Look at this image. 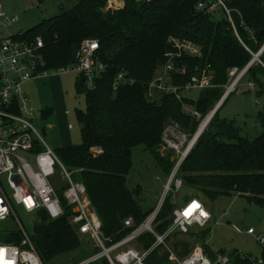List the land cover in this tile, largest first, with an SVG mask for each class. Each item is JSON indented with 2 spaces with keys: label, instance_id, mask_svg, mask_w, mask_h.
Wrapping results in <instances>:
<instances>
[{
  "label": "trees",
  "instance_id": "trees-1",
  "mask_svg": "<svg viewBox=\"0 0 264 264\" xmlns=\"http://www.w3.org/2000/svg\"><path fill=\"white\" fill-rule=\"evenodd\" d=\"M199 1L124 0L122 7L113 8L109 7V0H76L73 7L63 8L25 32L32 38H43L48 68L74 64L83 39L95 38L100 42L97 54L106 68L95 76L94 88L86 86L84 76L78 75L77 79V88L85 95L87 105L86 110L77 114L82 142L54 150L73 171L74 180L85 185L102 221V229L112 241L125 237L155 211H144L137 198L139 192L128 187L134 147L143 144L170 175L178 159L172 149L162 152L166 127L170 121L176 122L192 137L200 124V120L185 112L183 102L175 96L160 91L149 96L148 83L156 77L164 53L172 48L169 38L189 39L201 48L200 56H185L179 60L187 69L176 82H186L197 73L198 66L210 65L214 70V87L200 91L197 99H184V103L199 110L203 117L222 96L229 68H242L252 58L230 22L226 18L215 20L212 15L198 10ZM228 3L242 12L243 19L234 15L241 39L258 51L264 44V0H228ZM121 71L134 78L135 83L121 84L115 91L113 82ZM261 75L264 77V68L260 65L248 71V78L256 82L258 91L264 88ZM49 113L46 109L44 116ZM258 118L264 128V107ZM95 147L101 151L95 153ZM179 173L185 185L198 186L208 198L241 195L263 206L264 129L259 136L250 139L233 120L221 119L217 110L182 162ZM60 196L63 199V195ZM174 208L171 198L166 197L155 220L158 232L169 227ZM71 214L69 207L65 215L57 219L40 213L31 236L45 264L80 247L81 238L69 220ZM130 217L134 220L133 227L125 225ZM209 231L207 226L187 234L175 232V237L189 235L192 242L173 241V247L184 256L200 242L214 258L217 252L205 240ZM21 239L18 226L14 230H0V242L19 243ZM139 239L143 244L140 242L136 247L143 249L150 247L155 238L146 233ZM218 252L226 253L222 249ZM228 255L230 264H260L259 259L264 262V245L261 257L249 254L242 257L237 250ZM167 260L168 254L158 249L147 259L149 264H163ZM101 261L109 264L106 259Z\"/></svg>",
  "mask_w": 264,
  "mask_h": 264
},
{
  "label": "built area",
  "instance_id": "built-area-1",
  "mask_svg": "<svg viewBox=\"0 0 264 264\" xmlns=\"http://www.w3.org/2000/svg\"><path fill=\"white\" fill-rule=\"evenodd\" d=\"M109 7L118 8L117 2L109 0ZM197 9L210 15L218 9L222 10L252 58L244 67L233 66L228 70V81L224 84L222 96L214 108L203 117L199 110L184 103V99L190 97L194 91L200 92L214 87V71L207 65L186 82H176V78L186 73V65L179 63V60L185 56H200L201 48L189 39L173 36L169 38L172 48L164 53L160 71L148 83L149 96L153 97L155 91L175 96L183 102L185 112L200 120V124L182 158L177 160L169 175L164 196L155 211L125 237L112 241V238L103 234L102 221L93 207L85 185L74 180L73 171L58 157L34 126V110L23 90L24 83L30 80L60 75L70 70L84 76L86 86L94 88L95 76L106 68V65L99 61L97 54L100 43L97 39L86 38L80 44L74 64L48 68L45 61V44L41 36L32 38L25 35V32L5 34V30L17 21V17L10 15L0 0V221L14 217L18 231L22 234L19 243L0 242V250H3L4 256L0 264H4V260L10 261L11 264H45L31 234L22 224L15 205H21L26 212L34 214L37 221L40 213H44L49 219L62 217L66 213V207H69L72 211L69 220L77 233L95 239L97 245L102 248L101 252L75 264H93L103 259L108 260L110 264H149L148 257L157 249L168 254V260L163 264H230V255L227 253L217 252L216 257L212 258L199 244L194 245L184 256H180L174 249L175 232L187 234L192 226L206 227L212 218L211 212L197 198L188 200L183 207L175 206L172 222L164 232H158L155 228V220L166 195L177 192L184 186L183 178L179 176V168L190 148L195 145L196 138L198 139L208 127L201 128L205 121L216 113L230 93L238 89L242 80L248 78L251 67L260 65L264 68V44L258 51H254L239 35L234 15L237 14L240 19H243V15L238 8L230 6L228 0H200ZM248 80V88L255 89L256 82L250 78ZM134 83V78L121 71L112 87L116 91L121 84ZM69 127L72 128L73 124H69ZM164 133L163 141L172 148H178L179 144L172 135L167 130ZM93 151L99 153L101 149L95 147ZM189 209L190 212L187 213ZM125 225L135 226L134 220L131 217L126 219ZM246 232L256 233L253 228H248ZM146 233L154 236L153 243L147 248H137L134 243ZM257 239L264 245V234L257 235ZM237 253L242 257L246 255L241 251ZM259 263L264 264L262 259H259Z\"/></svg>",
  "mask_w": 264,
  "mask_h": 264
},
{
  "label": "rangeland",
  "instance_id": "rangeland-1",
  "mask_svg": "<svg viewBox=\"0 0 264 264\" xmlns=\"http://www.w3.org/2000/svg\"><path fill=\"white\" fill-rule=\"evenodd\" d=\"M111 1H116L119 8L124 5L122 0ZM2 2L6 11L17 17V21L5 30L6 35H14L19 32H26L42 20L57 15L63 8L73 7L76 0H2ZM212 18L220 20L225 18V14L218 9L212 14ZM203 68L198 66L197 73ZM159 71L160 68L157 73ZM54 77L61 79L60 91L52 92L50 87L45 86L44 82L48 79L47 77L24 83L23 86L25 88L34 86L32 92L34 96L30 97L31 106L35 110L32 122L47 144L51 148L57 149L82 142L81 125L77 114L78 111L86 110L87 105L85 95L80 93L77 88L78 75L76 71L70 70ZM214 80L215 73L213 82ZM260 80L264 83L263 75L260 76ZM248 83V78L242 80L238 89L230 93L218 108V115L221 119L233 120L234 125L244 136L254 139L264 129L261 120L258 118L259 111L264 107V88H261L260 91H258L260 88L257 87L249 89ZM199 93V91H194L190 97L197 99ZM42 99L45 103L42 102ZM47 108L50 113L44 116V111ZM66 110H69L70 113L67 114ZM68 123L73 124L74 128L70 129ZM166 130L179 144V147L175 149L164 142L162 152L165 153L167 149H172L179 161L194 136L189 137V134H186L180 125L173 121H170L165 132ZM179 176H181L180 173ZM168 178L169 174L158 164L152 153L143 144L134 147L132 166L127 175L128 187L132 191L139 192L137 198L144 211L155 210L158 207L164 196V188ZM166 197H170L172 203L178 207H183L188 200L193 198H197L205 204L212 214L207 225L210 231L205 240L213 250L222 249L227 254L237 250L252 257H261L263 244L257 239V235L264 234V205L252 203L246 196L241 195L223 194L211 199L204 196L198 186L185 185V183L180 190L174 193L170 192ZM15 209L25 228L31 235L34 234L35 225L38 222L34 214L26 212L21 205H15ZM16 227L17 223L14 217L5 222L0 221V230L5 228L14 230ZM248 228L255 229L256 233L247 234ZM200 229L201 227L197 225L191 227V230L196 232ZM103 234L105 235L104 231ZM79 236L81 238L79 248L54 258L48 264H73L102 251L95 239L83 234H79ZM183 239L192 242L189 235H178V237L173 238V241H182ZM140 242L139 240L134 244L138 247L142 243ZM196 244L200 245V242ZM93 264L104 263L98 261Z\"/></svg>",
  "mask_w": 264,
  "mask_h": 264
},
{
  "label": "crops",
  "instance_id": "crops-1",
  "mask_svg": "<svg viewBox=\"0 0 264 264\" xmlns=\"http://www.w3.org/2000/svg\"><path fill=\"white\" fill-rule=\"evenodd\" d=\"M122 3H123V0H122ZM55 76H58V75H55ZM44 78V77H43ZM48 79H46V81L44 82L46 85V87L48 86V87H50L51 88V90H52V92H54V91H60L61 90V79H58L57 77H54V76H51L50 78L49 77H47ZM41 78H37V79H33V80H30V81H28V82H26V83H29V82H32V81H38V80H40ZM42 80H44V79H42ZM34 86H30V87H28V88H25L24 86H23V90H24V92H25V94L28 96V98H29V100H30V103H31V98L34 96V94L32 93L34 90ZM47 89V88H46ZM223 89H224V85H223ZM47 91H48V89H47ZM31 97V98H30ZM34 100V99H33ZM40 101H41V99H39ZM38 101V100H37ZM42 102L43 103H45L44 102V100L42 99ZM48 109V108H47ZM34 110V109H33ZM35 111V110H34ZM67 111H69V110H66V113L67 114H69L70 113V111L69 112H67ZM34 115V114H33ZM212 120V119H211ZM69 124H71V123H68V127H69ZM70 128V127H69ZM74 128V126L72 127V128H70V129H73ZM247 233V232H246ZM248 234V233H247ZM208 244V243H207ZM210 246V245H209ZM211 248V247H210ZM212 249V248H211ZM213 250V249H212ZM263 250V249H262ZM213 251H215V252H218V251H216V250H213Z\"/></svg>",
  "mask_w": 264,
  "mask_h": 264
},
{
  "label": "bare ground",
  "instance_id": "bare-ground-1",
  "mask_svg": "<svg viewBox=\"0 0 264 264\" xmlns=\"http://www.w3.org/2000/svg\"><path fill=\"white\" fill-rule=\"evenodd\" d=\"M86 39V38H85ZM92 39H95V38H92ZM84 40V39H83ZM98 40V39H97ZM44 41V40H43ZM99 41V40H98ZM82 42V41H81ZM100 43V42H99ZM81 44V43H80ZM80 47V46H79ZM211 116L205 121V123L203 124V126L201 127V128H206L208 125H209V123H210V121H211ZM197 139V138H196ZM190 212V209L189 210H187V213H189Z\"/></svg>",
  "mask_w": 264,
  "mask_h": 264
},
{
  "label": "snow or ice",
  "instance_id": "snow-or-ice-1",
  "mask_svg": "<svg viewBox=\"0 0 264 264\" xmlns=\"http://www.w3.org/2000/svg\"><path fill=\"white\" fill-rule=\"evenodd\" d=\"M0 253L3 254V250H0ZM3 258H4V256H2V259H3ZM4 264H11V262L8 261V260H4Z\"/></svg>",
  "mask_w": 264,
  "mask_h": 264
},
{
  "label": "water",
  "instance_id": "water-1",
  "mask_svg": "<svg viewBox=\"0 0 264 264\" xmlns=\"http://www.w3.org/2000/svg\"><path fill=\"white\" fill-rule=\"evenodd\" d=\"M213 116H214V115H213ZM213 116H212V118H213ZM212 118H211V119H212ZM197 140H198V139H196V142H197ZM196 142H195V144H196ZM192 147H193V146H192ZM192 147L190 148V151L192 150ZM190 151H189V152H190Z\"/></svg>",
  "mask_w": 264,
  "mask_h": 264
},
{
  "label": "clouds",
  "instance_id": "clouds-1",
  "mask_svg": "<svg viewBox=\"0 0 264 264\" xmlns=\"http://www.w3.org/2000/svg\"><path fill=\"white\" fill-rule=\"evenodd\" d=\"M2 256H3V254H2V253H0V260H2Z\"/></svg>",
  "mask_w": 264,
  "mask_h": 264
}]
</instances>
